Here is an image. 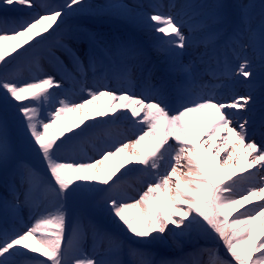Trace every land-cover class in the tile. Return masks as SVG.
Masks as SVG:
<instances>
[{
	"label": "snow or ice",
	"instance_id": "obj_1",
	"mask_svg": "<svg viewBox=\"0 0 264 264\" xmlns=\"http://www.w3.org/2000/svg\"><path fill=\"white\" fill-rule=\"evenodd\" d=\"M38 7L43 11H33ZM150 7L133 17L126 5L108 3L93 14L134 20L137 27L154 33V50L168 58V72L180 77L171 85L164 78L153 83L151 70L143 73V54L135 45L109 43L90 31L76 38L87 45L83 59L61 45L80 79L62 62L56 65L60 81L44 75L38 62L29 64L25 77L17 61L42 41L24 45L54 25L59 28L63 17L88 13L90 6L84 0H65L62 5L0 0V171L12 177L0 194V209L5 224L9 217L18 219L24 208L30 212V223L22 231L0 228V264H264V112L258 123L250 115L258 74L264 88V0L256 27L251 15L255 5L242 0L210 5L169 0ZM201 16L205 19L197 20ZM186 26L189 35L182 30ZM221 39L222 49L217 47ZM5 42H14L7 52ZM199 45L204 47L198 56L202 72L195 61L181 59L188 48ZM18 49L23 51L6 60ZM89 71L95 77L93 87L85 83ZM65 80L79 86L87 99L77 102ZM110 80L118 87H109L105 81ZM137 84L139 95L131 91ZM226 86L230 97L217 98ZM236 86L246 91L239 93ZM104 98L106 106L98 103ZM117 109L130 113L135 139L121 141L112 135L126 116L85 124L92 110L104 116ZM69 113L77 114L75 122L65 119ZM209 115L207 129L199 133ZM94 140L100 141L99 147ZM145 140L151 142L149 151L141 146ZM86 144L99 158L87 155ZM21 153L35 156L43 172L21 159ZM241 157L239 174L229 172L221 179L220 173L237 168ZM128 164L141 167L126 168ZM133 174L143 191L128 179ZM128 188L137 191L138 198L130 197ZM90 193L104 194L109 216L118 221L117 231L77 220L68 235L66 202ZM89 234L91 253L85 248ZM169 237L175 247L182 249L194 240L196 246L178 259L157 257L149 246L166 245Z\"/></svg>",
	"mask_w": 264,
	"mask_h": 264
},
{
	"label": "rangeland",
	"instance_id": "obj_2",
	"mask_svg": "<svg viewBox=\"0 0 264 264\" xmlns=\"http://www.w3.org/2000/svg\"><path fill=\"white\" fill-rule=\"evenodd\" d=\"M88 1L85 2V4L90 6V9L92 8H99L102 6V4H108V3H122L127 6L129 13L132 15L134 13H143V12H149L151 11V5L160 3V4H167L169 0H84ZM247 1L250 0H242L243 3H246ZM38 3L40 4H51V5H62L64 2L61 0H37ZM92 4H91V3ZM147 2H150L151 5L147 6ZM185 0H177V4H182L184 3ZM191 2L194 3H204V4H211L212 0H204L200 2V0H191ZM262 3V0L256 1L253 5L255 7L251 10V15H252V24L253 27H256L259 25L260 20H261V8L260 4ZM139 8V12H137V9ZM35 12H42L43 9L37 8L33 10ZM99 11V10H97ZM96 11V12H97ZM163 11L167 12V9H163ZM205 12H210L211 9H205ZM78 13L77 15H79ZM175 14V13H173ZM2 15V13H0ZM14 15H19V14H14ZM101 16V19H106L109 21L107 26L103 27V25L99 27H88V24H86L85 30L87 28L89 29L90 32L98 34L100 37L104 38L107 42L109 43H116V42H127L135 45L141 52H142V57H141V67L143 70V73L146 75L149 70L152 71V76H153V83H159L161 78H164L168 81V83L174 84L177 80L180 79V77L169 73L168 72V58L165 55L159 54L154 50L153 44H154V33L147 32L145 30H142L141 28L137 27L136 23H131V24H125L122 21L124 19H119V18H114L110 17L107 15H99ZM137 16V15H136ZM71 17V16H69ZM82 17H75L74 20L71 22L72 25V31L75 32L76 34H80L81 37H83L84 32H78V30L86 23V21H80ZM112 18V19H109ZM114 19V20H113ZM200 19H205V17L201 16L198 17L197 20ZM197 20H193L191 23L195 24ZM186 35H189V28L186 26L185 28L182 29ZM50 32V31H49ZM49 32L47 33H42L40 37H45ZM196 35H200L197 33ZM14 42H5V50L6 52L8 51L10 45ZM218 43V41H217ZM32 44V41H30V44L24 45L25 48L30 47ZM224 42L218 47V48H223ZM65 45L67 47L71 48L74 52H76L77 55H81V58L83 59L82 56V47H78L74 45L71 42H66ZM21 50V49H18ZM17 50V51H18ZM204 52V47L203 45L199 46H193L190 47L186 50L185 54L181 58L184 63H188L189 61H195L197 65V71L202 72L203 66L201 65L200 61L198 60V56L200 53ZM14 55V54H13ZM228 58L231 60V53H228ZM7 59V55H6ZM38 62L40 68L43 70L44 75H52L55 77L57 81L61 80V73L57 71L56 65L58 62H62L63 66L67 68L69 72H72L74 75H76L77 79H80L81 77L78 74H75L72 61L69 59L68 55H62L61 53H56L55 55L51 53H46L43 52L42 54L36 55L30 59H22L20 60L19 63L24 71L23 75L25 77L28 76V66L30 63H36ZM235 63V61H233ZM85 64H87V61L85 60ZM137 82H139V79L141 77V71L140 69H137L135 73ZM203 79L205 81L210 80L209 76H204ZM94 80L95 77H93V74L89 71L86 74L85 78V83L87 87H93L94 86ZM108 83L109 87L111 88H117L118 83L116 80H110V81H105ZM260 77L259 74L257 75V88L254 93V113L250 114L252 115L253 119L256 121V123L259 122L260 115L262 112H264V88H261L260 86ZM64 86L65 88H71L75 91L76 96L74 97L77 102H79L82 99H87L86 94L81 93L79 90V86H73L71 82L68 80L64 81ZM52 91H58L57 89H52ZM131 91L139 95L142 91L141 87L139 84H137L136 87L132 88ZM236 91L239 93H243L246 90L241 87V86H236ZM217 98H229L231 95L230 89L226 86L224 88H221L218 90L217 93ZM98 103L102 105H107L108 101L106 98L102 99ZM82 118L85 115V112L82 110L81 113L79 114ZM114 115L118 116H126L128 119L126 120H121L117 122V125L112 128V135L115 136L117 139L123 141L125 138L127 139H135L136 138V132L137 129L133 128V123L132 118L130 116V113L124 109H117L116 113H109L104 116H96L94 114V110L89 112V119L85 121V124H94L98 121H104V120H111L113 119ZM76 113H69L65 117L67 120H72L76 121ZM84 125H81L83 127ZM255 126V125H253ZM143 125L138 126V128H143ZM207 129V126L205 127H200L198 129L199 133H203ZM80 129H75V131H79ZM94 131L101 132L102 130L96 129ZM122 133V135H120ZM217 135H225V133L217 132ZM258 137V138H257ZM256 137L257 143L260 142L259 136ZM101 139H105L103 135H101ZM201 139H204L203 136H201ZM98 141V142H97ZM174 142V141H170ZM93 143L99 147L100 146V141L99 140H94ZM141 146L145 149V151H149L151 149V142L148 140L142 141ZM85 151L89 157L92 158H99L98 155L93 151V147L91 144H86L85 145ZM28 157H33V161L29 160L30 162L34 163L36 167L43 172V166L39 164V162L36 160V157L29 154V153H21L20 158H28ZM243 164V163H242ZM138 164H128L126 165V168H132V167H137ZM242 165L237 166L235 169H225L220 173V178L224 179L226 174L229 172H235L239 174V167ZM109 167H111V163L109 162ZM126 168L121 169V172L125 171ZM0 174H5L4 172L0 171ZM120 173H117L116 176L113 177V180H115ZM132 183L134 188L139 189V191H143L144 188L141 187L140 185L135 183L134 180V175L130 176L128 178ZM12 180L11 179H4L0 181V194H3L5 192L6 188V183H10ZM225 182H227L225 180ZM95 183V182H92ZM111 183V181H110ZM96 187H101L99 184H96ZM128 195L133 198H138V192L134 191L132 188L127 189ZM104 194L103 193H90V194H78L76 196L71 197L65 204V210H69L70 208H73L71 211L69 210V215L67 214V219H68V225H67V234L71 235L74 229V225L77 222V220L81 221L84 226H87L89 222H94L96 224H100L102 227L109 231H117V225L118 221L116 223L113 222V218L109 216L108 211L104 205ZM184 207H187L186 205ZM43 211V209H41ZM179 219V216L176 217ZM30 223V212L27 208L22 209L20 213V217L16 220H13L11 217L7 219V223L5 224L4 220V214L3 210L0 209V228L7 227L9 232H11L13 229L17 231H22L24 226ZM120 228H122V225H119ZM175 230V229H174ZM264 235V232L261 233ZM169 239V238H168ZM92 237L91 234H89V238L85 244L86 250L91 253L92 249ZM162 247L161 244H155L149 246L150 250L155 252L157 254V257L159 256H164L169 259H178L182 257L185 253H181L178 248H176L173 245H170V248L164 249V248H158ZM29 255H36V254H31ZM37 259H43L42 257H39L38 255L36 256ZM124 259H127V256L125 255L123 257Z\"/></svg>",
	"mask_w": 264,
	"mask_h": 264
},
{
	"label": "bare ground",
	"instance_id": "obj_3",
	"mask_svg": "<svg viewBox=\"0 0 264 264\" xmlns=\"http://www.w3.org/2000/svg\"><path fill=\"white\" fill-rule=\"evenodd\" d=\"M211 119H212L211 115L205 117V119H204V123H203V127H205V126L208 127L209 122L211 121ZM242 163H243V157H241V159H240V161L238 162V165H237V166L242 165Z\"/></svg>",
	"mask_w": 264,
	"mask_h": 264
},
{
	"label": "trees",
	"instance_id": "obj_4",
	"mask_svg": "<svg viewBox=\"0 0 264 264\" xmlns=\"http://www.w3.org/2000/svg\"><path fill=\"white\" fill-rule=\"evenodd\" d=\"M36 49V47L34 49H32V51H34Z\"/></svg>",
	"mask_w": 264,
	"mask_h": 264
}]
</instances>
